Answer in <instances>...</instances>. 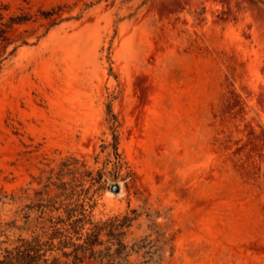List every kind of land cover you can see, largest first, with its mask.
I'll use <instances>...</instances> for the list:
<instances>
[{"label":"rangeland","instance_id":"374dc122","mask_svg":"<svg viewBox=\"0 0 264 264\" xmlns=\"http://www.w3.org/2000/svg\"><path fill=\"white\" fill-rule=\"evenodd\" d=\"M0 30V258L67 207L80 245L130 219L123 264H264V0H0Z\"/></svg>","mask_w":264,"mask_h":264},{"label":"trees","instance_id":"16d2710c","mask_svg":"<svg viewBox=\"0 0 264 264\" xmlns=\"http://www.w3.org/2000/svg\"><path fill=\"white\" fill-rule=\"evenodd\" d=\"M255 1L263 3V0ZM3 34L4 32L0 30V38H3ZM39 207L43 213V209L47 208V205L40 204ZM57 209L59 208H55V210ZM65 211L67 216L65 219L57 217L55 222L52 221L53 218L47 220V222L52 223L53 232L49 234L44 231L43 237L46 240H42V236H36L29 241L21 239L19 246L3 250L0 264H83L80 252L101 262L106 260L107 264L127 262V246L122 243L124 236L122 229L130 225V219L127 217L122 220L115 218L104 222L101 226L94 225L86 235L83 244L80 245L74 241V236L80 240V217L72 220L76 209L65 207ZM102 232H105L107 237L105 242L100 239ZM55 239H59L57 244L53 243ZM105 243H108L106 248L94 249L95 246H102ZM66 248H72V250L67 252L64 250ZM53 251L62 252V256L71 259V261L61 263L59 258L49 259L48 253Z\"/></svg>","mask_w":264,"mask_h":264},{"label":"water","instance_id":"95a60500","mask_svg":"<svg viewBox=\"0 0 264 264\" xmlns=\"http://www.w3.org/2000/svg\"><path fill=\"white\" fill-rule=\"evenodd\" d=\"M118 190H119V187H118L117 185L113 187V191L116 192V191H118Z\"/></svg>","mask_w":264,"mask_h":264}]
</instances>
